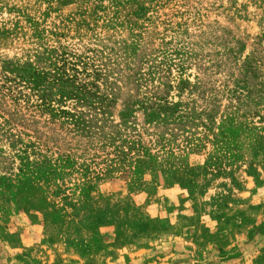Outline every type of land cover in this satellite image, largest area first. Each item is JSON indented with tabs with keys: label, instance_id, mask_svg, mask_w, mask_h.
Returning <instances> with one entry per match:
<instances>
[{
	"label": "rangeland",
	"instance_id": "obj_1",
	"mask_svg": "<svg viewBox=\"0 0 264 264\" xmlns=\"http://www.w3.org/2000/svg\"><path fill=\"white\" fill-rule=\"evenodd\" d=\"M0 264H264V0H0Z\"/></svg>",
	"mask_w": 264,
	"mask_h": 264
}]
</instances>
